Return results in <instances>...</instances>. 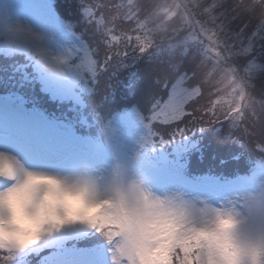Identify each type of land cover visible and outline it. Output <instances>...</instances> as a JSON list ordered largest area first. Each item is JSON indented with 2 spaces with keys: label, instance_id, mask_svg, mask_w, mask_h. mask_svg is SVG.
<instances>
[{
  "label": "clouds",
  "instance_id": "obj_1",
  "mask_svg": "<svg viewBox=\"0 0 264 264\" xmlns=\"http://www.w3.org/2000/svg\"><path fill=\"white\" fill-rule=\"evenodd\" d=\"M231 8H226L227 5ZM129 15L138 46L158 56L177 76L195 47L200 52L196 82L182 86L188 104L200 100L232 129L256 126L264 99L252 92V77L264 69L255 59L244 69L235 61L264 39V0H116ZM245 15L251 34L233 31ZM246 49L247 51H244ZM0 264L17 259L65 226L84 225L112 234V264H167L181 253L184 264H264V175L254 187L212 203L182 191L155 192L134 166L115 162L96 173L87 168L59 174L27 168L0 151Z\"/></svg>",
  "mask_w": 264,
  "mask_h": 264
},
{
  "label": "rangeland",
  "instance_id": "obj_2",
  "mask_svg": "<svg viewBox=\"0 0 264 264\" xmlns=\"http://www.w3.org/2000/svg\"><path fill=\"white\" fill-rule=\"evenodd\" d=\"M36 20L40 24L47 21L45 34L52 36V41L44 40L39 45L54 54L79 47L85 41L81 33L73 31L71 24L56 17L52 0H0V55L4 54L3 56L12 59L13 71L9 78L4 75L17 86L14 94L0 96V132H7L11 125L18 126L19 133L15 132L17 135L36 132L28 141L42 153L55 155L60 151L78 152L82 157L79 155L77 161L84 162L89 170L96 173L110 170L115 162L120 161L134 166L135 171L157 193L182 191L189 198H206L212 203L252 189L257 177L264 175V157H261L252 170L243 176L229 179L210 176L191 181L178 174L177 170H174L177 173L174 174L169 171L170 168L163 166L168 155L163 153L160 146L154 149L141 148V137L146 134L147 129L146 120H141L143 115L140 113L128 111L116 114L106 122H92L84 110L85 96L94 91L97 81L92 83L88 78L77 80L71 74L61 77L51 73L33 58L30 53L34 49L30 45L12 43V33L8 31L5 23L19 24L27 28L29 21L34 25ZM263 44L264 39L256 40L253 52L259 50ZM251 59L262 64L258 56L248 58L243 63L246 65ZM70 63L75 64L77 60L73 59ZM235 63L244 66L241 64V57ZM262 70H258L252 79ZM23 92L33 96L36 103L27 94V97L20 94ZM16 99L21 100V103ZM47 101L54 108H57L55 102L62 104L63 107L58 110L65 115L49 114L36 105L37 102L40 104ZM20 122L24 124L19 125ZM91 127L96 128L94 136L82 133V128L90 130ZM95 232L87 226L83 231L76 225L65 226L22 254L16 264H54L59 260L81 264L89 260L94 261V264H112L111 245L107 240L93 248L74 244L80 237L84 238Z\"/></svg>",
  "mask_w": 264,
  "mask_h": 264
},
{
  "label": "trees",
  "instance_id": "obj_3",
  "mask_svg": "<svg viewBox=\"0 0 264 264\" xmlns=\"http://www.w3.org/2000/svg\"><path fill=\"white\" fill-rule=\"evenodd\" d=\"M52 2L56 17L62 22L71 24L73 31L81 33L85 41L92 44L95 42L91 32L92 26L87 24L82 13V0H52ZM83 2L93 3L94 0H83ZM101 2L114 4L116 0H101ZM142 2L144 6H147L148 0H142ZM226 8L230 9L231 5H227ZM100 11H104L105 15H108L106 9ZM255 24V19L245 15L233 22L231 29L233 31L244 29L245 34H251ZM121 27L128 30L132 28V25L121 22ZM3 55H0V96L2 97L17 92V86L6 78V76L9 78V74L13 71L11 66L13 61ZM103 55V45H101L98 58L102 60ZM253 56H258L261 63L264 64V44L248 57H241V64L245 65L247 59ZM199 59L200 52L194 47L189 57L183 60L177 73V75L186 74L190 78L189 85L196 82L198 76L196 64ZM169 71L168 64L162 58L149 53L129 56L127 60L123 61L122 66L120 60L115 59L107 70L97 75L94 91L85 96L84 110L86 114H89L92 122L96 121V123L97 121L106 122L110 117L128 111L140 113L146 120L154 99L165 94L164 84L168 80L166 76ZM173 81L174 78L169 80L170 83ZM252 85L253 94L257 98L264 99V69L252 79ZM20 94L24 96L27 94L33 102L37 101L28 93ZM105 97L107 98L105 99ZM16 100L21 103V100ZM32 101L29 103L31 104ZM204 102L206 101L202 97L194 103H189L186 108L191 111ZM54 104L57 108H54L48 101L40 104L37 102L36 105L49 114L64 116L65 114L58 110L63 105H58L56 102ZM185 123H187V118ZM180 126L182 127L183 124ZM204 126L202 131H190L186 138L176 137L174 140L170 139L171 128L160 129L165 138L170 140L168 143L159 145L163 153L168 155L167 160L163 162L165 168H170L169 171L174 174L176 173L174 170H177L178 174L191 181L210 176L229 179L248 174L255 166V162L264 157V153L259 152L255 147L257 143H264V118L256 126L247 125L250 135H244L241 129H232L228 123L223 122L213 125L205 124ZM156 127L160 126L157 124ZM172 127L174 128L176 125H172ZM81 131L88 136L96 134L95 127H91L90 130L82 128ZM106 240L102 233L95 232L84 238L80 237L74 241V244L93 248Z\"/></svg>",
  "mask_w": 264,
  "mask_h": 264
},
{
  "label": "snow or ice",
  "instance_id": "obj_4",
  "mask_svg": "<svg viewBox=\"0 0 264 264\" xmlns=\"http://www.w3.org/2000/svg\"><path fill=\"white\" fill-rule=\"evenodd\" d=\"M82 13L85 21L89 26H92L91 32L95 39V46L92 43L84 41L79 47L66 49L63 53L54 54L46 47L39 45L42 37L31 32L29 28L16 25H8L5 23L8 31L12 33V43L30 45L34 50L30 53L33 58L42 65L47 71L65 77L69 74L77 80L88 78L92 83L96 82L97 75L107 70L113 60L119 59L121 66L123 61L129 56L143 55L148 53L150 49L146 46H138V36L136 31L131 28L125 30L121 27V22L132 23L128 15H125L119 10L120 6L114 10L111 5L105 7L108 15L102 8L101 0H94L93 3H85L82 0ZM103 45V59L98 58ZM244 51H247L244 49ZM73 59L77 63H70ZM236 64V63H235ZM236 66L244 69V66ZM251 66L248 69L250 70ZM189 77L186 74L177 75L173 82L165 81V94L154 99L151 104L150 111L147 115L145 128L146 134L141 137V148H155L159 145L170 142L161 133V128H171L170 139L176 137L186 138L190 131L203 130L205 124L213 125L222 122L221 117L216 115L208 107L197 106L189 111L186 106L188 103L182 99V86L189 82ZM107 97H105L106 99ZM187 118V123L185 119ZM207 118V119H205ZM145 117H141L143 121ZM160 127L157 128L156 125ZM183 124L181 127L180 125ZM176 125V127H172ZM244 135H250L247 124L241 128ZM256 149L264 153V143H257ZM107 239L111 248L115 244L112 234L102 232ZM110 248V250H111ZM184 257L179 252H173L167 256V264H184Z\"/></svg>",
  "mask_w": 264,
  "mask_h": 264
},
{
  "label": "bare ground",
  "instance_id": "obj_5",
  "mask_svg": "<svg viewBox=\"0 0 264 264\" xmlns=\"http://www.w3.org/2000/svg\"><path fill=\"white\" fill-rule=\"evenodd\" d=\"M28 24L31 26L30 28L32 33L42 37L41 41H52V36H47V34H45L47 21L46 23L43 22L40 24L39 21L36 20L34 25L31 21H29ZM23 124V122H20L19 125ZM8 128L9 130H7V132H0V139L4 141L5 148L9 150V153L17 157L27 168L59 174H73L87 168V164L77 161V157H79L80 155L78 152H72V150H69L67 152L60 151L55 155H51L49 152H47L46 154L44 152L42 153V151L31 145L28 141L29 138L31 139L36 135V132H23V134L17 135L15 132L19 133L18 126L11 125L8 126ZM80 157L82 156L80 155ZM5 186L6 182L0 180V188H3ZM76 226H78L82 231L86 228V226L84 225ZM93 262L94 261L89 260L85 263L82 262V264H94ZM54 264L81 263L59 260Z\"/></svg>",
  "mask_w": 264,
  "mask_h": 264
}]
</instances>
